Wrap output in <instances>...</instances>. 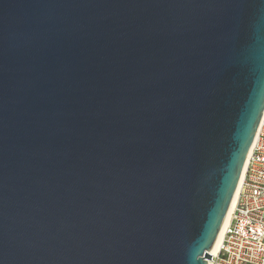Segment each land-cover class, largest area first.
I'll return each mask as SVG.
<instances>
[{
  "label": "water",
  "instance_id": "1",
  "mask_svg": "<svg viewBox=\"0 0 264 264\" xmlns=\"http://www.w3.org/2000/svg\"><path fill=\"white\" fill-rule=\"evenodd\" d=\"M264 114V0H0V264H210Z\"/></svg>",
  "mask_w": 264,
  "mask_h": 264
},
{
  "label": "built area",
  "instance_id": "2",
  "mask_svg": "<svg viewBox=\"0 0 264 264\" xmlns=\"http://www.w3.org/2000/svg\"><path fill=\"white\" fill-rule=\"evenodd\" d=\"M213 264H264V114L230 224Z\"/></svg>",
  "mask_w": 264,
  "mask_h": 264
},
{
  "label": "bare ground",
  "instance_id": "3",
  "mask_svg": "<svg viewBox=\"0 0 264 264\" xmlns=\"http://www.w3.org/2000/svg\"><path fill=\"white\" fill-rule=\"evenodd\" d=\"M257 137V135H256ZM256 139V138H255ZM253 147V146H252ZM252 149V148H251ZM251 151V150H250ZM247 163H248V158H247V161H246V164H245V167H244V171H243V174H242V177H241V180H240V183L238 185V188H237V191H236V194H235V197L232 201V204L230 206V209H229V212H228V215L226 217V220H225V223L223 225V228L221 230V233L219 235V238H218V241L214 247V249L211 251V254L212 255H215L218 250L220 249V246H221V243L223 241V237H224V234H225V230L227 228V226L230 224L231 222V219H232V215H233V212L235 210V206H236V203H237V199H238V196H239V191L241 189V186H242V183H243V179H244V175H245V171H246V166H247ZM210 264H213L212 261L210 262Z\"/></svg>",
  "mask_w": 264,
  "mask_h": 264
}]
</instances>
